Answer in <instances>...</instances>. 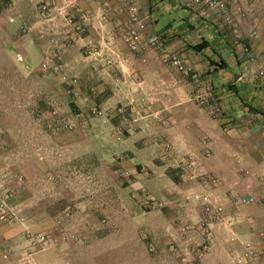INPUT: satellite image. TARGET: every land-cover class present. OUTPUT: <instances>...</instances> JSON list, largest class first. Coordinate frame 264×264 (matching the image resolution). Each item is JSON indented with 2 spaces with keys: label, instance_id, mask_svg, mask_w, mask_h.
<instances>
[{
  "label": "rangeland",
  "instance_id": "1",
  "mask_svg": "<svg viewBox=\"0 0 264 264\" xmlns=\"http://www.w3.org/2000/svg\"><path fill=\"white\" fill-rule=\"evenodd\" d=\"M29 3L25 9L0 0V256L4 264H24L27 255L30 264H44L50 258L59 264H152L154 243L148 225L166 217L164 210L178 206V198L183 197L194 213L202 207L190 202L192 196L207 191L213 200L219 197L218 190L237 189L239 199L247 197L253 208L264 207L260 170L236 159L235 169L220 171L219 176L210 168V151L209 157L178 155L171 142L150 133L147 123L140 124L147 116L142 110L149 106L148 99L127 104L107 99L110 90L100 73L103 46L96 43L101 58L91 57L92 48L87 50L86 42L77 40L87 35L84 26L79 32L74 28L66 32L72 7L63 9L61 17L56 15L57 7L48 3L51 16L46 17L41 0ZM55 18L60 20L58 27L51 25ZM70 35L74 40H68ZM62 38H67L64 45ZM256 85L264 88L259 81ZM197 88L205 99L206 90ZM153 115L159 119L160 112ZM203 141L199 144L206 150L209 143L204 148ZM208 177L218 180L219 187L207 190L203 181ZM244 217L250 222L240 223L251 224V218ZM189 227L183 230L194 232L193 238L205 235L194 222ZM179 234L170 240L174 243ZM37 235L47 238L46 247L33 245L31 239ZM234 242L244 243L237 238ZM197 243L194 251L189 248L187 264H200L196 255L202 243ZM249 243L257 253L251 264H264V236Z\"/></svg>",
  "mask_w": 264,
  "mask_h": 264
},
{
  "label": "crops",
  "instance_id": "2",
  "mask_svg": "<svg viewBox=\"0 0 264 264\" xmlns=\"http://www.w3.org/2000/svg\"><path fill=\"white\" fill-rule=\"evenodd\" d=\"M20 1L10 0V3L29 7L30 0ZM125 1L41 0L53 3L57 7L56 15L61 17L63 6L72 7L65 20L66 32L77 25L84 26L87 35L77 40L85 41L87 50L98 49L96 43L103 46L105 55L100 73L106 76L108 100L127 104L136 98L148 99L149 106L142 110L147 116L140 124L147 123L150 133L156 132L171 142L178 155L199 156L210 151L213 156L208 161L210 168L219 176H222L220 171L234 170L235 160L240 159L245 167L260 170L263 176L260 180L264 183V88L257 87L248 75L264 61V0H233L243 11L242 16L233 14L239 38L234 36L223 14L198 7L193 0H129L139 9L147 27L146 36L157 37L162 45L161 51L144 52H131L122 42L121 37L128 29L127 13L121 9ZM53 24L58 27L60 20L55 18ZM252 31L257 32L255 37L251 36ZM74 37L70 35L68 40ZM65 39L62 38L60 45ZM204 42L206 49L199 53L193 50ZM243 46L250 47L253 59L243 55ZM171 51L177 52L199 75V85L183 79L164 64L166 53ZM197 87L206 90L203 105L195 101V96L200 94ZM156 91H159L157 95ZM155 112H160L159 119L152 118ZM203 140L209 143L206 150L199 144ZM236 191L218 190L216 200L224 204V221L240 214L249 216L251 224L240 223L229 229L215 221L210 223L214 240L208 253L196 255L200 264H232L231 257L242 250L238 243L229 242L232 237L240 242H256L264 236V207L253 208L252 202L248 203L251 199L243 196L239 199L241 194ZM184 201L183 197L178 198V206L170 205L169 211L164 210L166 217L149 223L155 253L152 264H187L189 248L194 251L193 243H206L209 227L202 222L205 217L202 209L192 213ZM176 216L177 223H172ZM192 222L197 231L204 228L202 238L196 232L194 238V232H185ZM177 233L181 238L173 243L170 239ZM2 260L0 256V264H4ZM44 264L59 263L50 258Z\"/></svg>",
  "mask_w": 264,
  "mask_h": 264
},
{
  "label": "built area",
  "instance_id": "3",
  "mask_svg": "<svg viewBox=\"0 0 264 264\" xmlns=\"http://www.w3.org/2000/svg\"><path fill=\"white\" fill-rule=\"evenodd\" d=\"M193 3L198 7H204L211 11H217L224 15L225 21L229 24L233 29V34L236 38H239L238 29L234 24V15L237 14L239 16L243 15V11L241 8L236 7L233 4V0H193ZM66 6V5H65ZM64 8H68L67 6ZM121 9L127 13L128 16V29L122 35L121 39L123 44L131 51V52H144L147 50L161 51L162 45L157 37L155 36H146V24L144 20L139 15V9L136 5H134L131 1L126 0L122 5ZM40 10L43 16L49 17L50 9L48 3L42 2L40 6ZM233 11V13H232ZM80 26H76L75 30L77 32L80 31ZM257 35L256 31L251 32V36L255 37ZM54 40L50 42L53 44ZM243 55L251 60L253 59V54L248 46L242 47ZM102 51L92 48V51L89 53L91 57L101 58ZM46 59H49L50 54L46 53ZM164 64H166L171 70L176 71L182 78L191 81L192 83H199V75L194 72L189 66H187L184 60L177 52H167L164 57ZM44 71L46 70V64L43 66ZM251 79L255 82L259 81L260 83H264V61L255 71H249L248 74ZM244 77V76H243ZM241 81V79H240ZM195 101L200 105L204 104L202 94H197L195 96ZM65 129H68L69 126L65 125ZM202 146L207 148V142L203 141ZM166 148L169 149V145H166ZM206 157H209L210 154L207 151L205 153ZM205 188L208 190L210 188H218L219 182L216 179H212L208 177L203 181ZM190 202L192 204H199L202 207L203 214L205 217L202 219L203 223H206L209 228L206 229L207 239L206 243L200 245L199 249H197L198 253L204 254L208 253L211 249L212 242L214 240L213 234H211L210 223L218 222L220 225L225 226L229 229L240 222H250V219L241 216L240 214H236L235 216L224 221V204L216 199L212 200L210 194L207 191L204 193L196 194L191 197ZM252 202L249 200L248 203ZM33 245L40 244L41 246H47V238L44 235H37L31 239ZM231 242L235 241V238L232 237L230 239ZM42 246V247H43ZM242 251L235 255L232 258V264H251L252 261L257 257V253L253 245L249 242H244L241 244ZM4 259L7 257L4 255ZM22 263L30 264L31 263V255H27L22 259Z\"/></svg>",
  "mask_w": 264,
  "mask_h": 264
},
{
  "label": "trees",
  "instance_id": "4",
  "mask_svg": "<svg viewBox=\"0 0 264 264\" xmlns=\"http://www.w3.org/2000/svg\"><path fill=\"white\" fill-rule=\"evenodd\" d=\"M206 47H207V43L204 42V43H201L200 45L194 46L193 50L199 53V52L203 51L204 49H206Z\"/></svg>",
  "mask_w": 264,
  "mask_h": 264
}]
</instances>
